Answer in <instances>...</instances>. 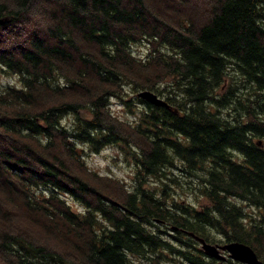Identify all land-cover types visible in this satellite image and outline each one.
Returning a JSON list of instances; mask_svg holds the SVG:
<instances>
[{"label": "trees", "instance_id": "16d2710c", "mask_svg": "<svg viewBox=\"0 0 264 264\" xmlns=\"http://www.w3.org/2000/svg\"><path fill=\"white\" fill-rule=\"evenodd\" d=\"M171 2L0 0V70L20 83L0 88V264L157 263L162 250L213 264L189 235L212 243L210 227L264 252V0ZM140 40L144 59L131 49ZM130 84L169 107L137 97L145 108L127 136L108 99L128 103ZM123 142L159 189L101 177L110 189L86 171L77 143ZM174 172L207 203L173 201Z\"/></svg>", "mask_w": 264, "mask_h": 264}, {"label": "rangeland", "instance_id": "374dc122", "mask_svg": "<svg viewBox=\"0 0 264 264\" xmlns=\"http://www.w3.org/2000/svg\"><path fill=\"white\" fill-rule=\"evenodd\" d=\"M163 2L165 4L172 3L171 0H163ZM186 2L188 4H192V3L200 4L201 0H186ZM191 6H193V4ZM175 8H179L181 10L180 5L178 4L173 5V10ZM204 9H206V7L202 9L199 8V11ZM203 16L204 13H199L197 14V19ZM28 27L31 28L30 25ZM149 48H150V44H148L147 41L145 40H140L136 43H133L131 46L134 55L136 57H141L142 59H144L148 54ZM169 81L170 79H166L163 83H167ZM7 85L20 86V83L16 76L0 70V88H4ZM132 88H133L132 84L124 85V91L128 93L126 99L130 98L128 103L124 102L122 99L117 97H111L108 99V109L112 112L114 116H116L118 119L124 122L126 126L124 125L122 127L124 129V133L127 136L130 135L129 131L133 133V130L130 128V126L132 124H135V122L139 120V117L141 115L140 112L142 109L145 108V105L143 103H139L136 99L137 98L136 94L142 90L140 89L133 90ZM158 97L163 98L162 96H158ZM90 113L91 112H89V109L82 108L80 109L79 115L81 117L90 118L91 116ZM72 120H73V116L71 114H68L64 116L63 123L68 127H70L72 125ZM129 124L130 126H127ZM77 144L79 145L78 147L82 149L84 153L82 162L86 171L95 173L96 175L99 176L101 180H103L101 177L104 176L119 181V183L116 185V188H120L123 185L125 190H132L133 187L137 184V179L140 180L143 186L147 189L149 188L159 189L161 187L160 180L154 177H145L144 180L143 178L141 179L140 177L139 178L137 177L138 174L137 172L139 170L136 162L137 153L133 150V148L135 147L133 146L130 147L126 142H123L121 144L114 143L105 146L101 148L98 152H91L88 149V147L83 143H77ZM173 175H177V180L179 181L178 185L172 186V188L169 190V192L171 193L170 196L172 197L173 201H178L182 204L188 203L192 207H195L197 209H199L202 205H205L207 203V200L202 195L199 194L196 188L197 186L196 179H193L192 177L183 176L179 172H174ZM94 178H96L95 175ZM105 182H106L105 186L110 185V189L113 188V185L110 184L112 182L109 181H105ZM65 200L69 204V207L72 210H74V212H76L77 214L84 211L82 208V204L76 201L71 196H68L66 194ZM235 202L237 204H241L245 206V203L239 200H236ZM246 207L251 214H256L257 212L256 209L249 206ZM96 219L97 222L99 223L102 222V218L100 216L97 217ZM160 229L165 230L169 233H173L172 229L171 230L166 229L164 226H161ZM206 234L210 239H213L215 242L220 240L224 241V238L221 236L219 232H217L216 228L213 227L206 228ZM162 236L168 237V234H162ZM195 246L198 249H200V245H198L197 243L195 244ZM177 247L181 248V246H177ZM183 248L186 247H182L181 249ZM190 250L195 254L194 250L192 249ZM197 252H199V250ZM197 255L199 257H202L203 259L205 258V261L209 259L208 257H206L204 253H197ZM152 256L157 258L155 259L158 260L157 263H153L150 260H142L136 256H132L131 258L136 262H140L141 264H187V262L179 255L175 253H170L168 250H162L158 254ZM259 258L264 262V252H261V256H259ZM213 264H216L215 261Z\"/></svg>", "mask_w": 264, "mask_h": 264}, {"label": "water", "instance_id": "95a60500", "mask_svg": "<svg viewBox=\"0 0 264 264\" xmlns=\"http://www.w3.org/2000/svg\"><path fill=\"white\" fill-rule=\"evenodd\" d=\"M5 20H1V23H3ZM137 97L145 100L146 102L150 104H154L157 106H164L166 108L169 107V105L166 103V101L160 97H158L155 93L149 90H142L139 91L137 94ZM189 235H191L195 240H197L200 245L201 249L204 252L205 255L208 257H214L219 260L218 264H223V260L226 259V257L220 253V251H227L228 255L231 259L234 261L244 263V264H264L256 255L255 251L248 245L242 242L238 241H231L227 242L224 245L216 246L213 244H210L209 242L205 241L203 238L194 235L193 233L189 232Z\"/></svg>", "mask_w": 264, "mask_h": 264}, {"label": "flooded vegetation", "instance_id": "af4514ba", "mask_svg": "<svg viewBox=\"0 0 264 264\" xmlns=\"http://www.w3.org/2000/svg\"><path fill=\"white\" fill-rule=\"evenodd\" d=\"M197 241V240H196ZM198 242V241H197ZM208 242V241H207ZM210 244H213V245H216V246H221V245H224V244H226L227 242H225V241H223V240H220V241H217V242H215V241H213L212 243L211 242H209ZM198 245H200L199 244V242H198ZM200 250L202 251V249H201V247H200ZM203 252V251H202ZM204 253V252H203ZM220 253L221 254H223L225 257H226V259L225 260H223V264H243V263H239V262H237V261H234L233 259H231L230 257H229V255H228V252L227 251H220ZM208 257V256H207ZM208 258H213L214 260H215V263L216 264H218L219 263V260L218 259H216V258H214V257H208ZM230 260V261H229Z\"/></svg>", "mask_w": 264, "mask_h": 264}, {"label": "bare ground", "instance_id": "6f19581e", "mask_svg": "<svg viewBox=\"0 0 264 264\" xmlns=\"http://www.w3.org/2000/svg\"><path fill=\"white\" fill-rule=\"evenodd\" d=\"M202 238V237H201ZM258 257V256H257ZM262 261V260H261ZM263 262V261H262ZM264 263V262H263Z\"/></svg>", "mask_w": 264, "mask_h": 264}]
</instances>
